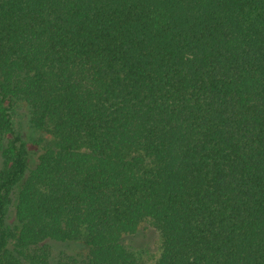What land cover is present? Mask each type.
Here are the masks:
<instances>
[{
  "label": "trees",
  "instance_id": "obj_1",
  "mask_svg": "<svg viewBox=\"0 0 264 264\" xmlns=\"http://www.w3.org/2000/svg\"><path fill=\"white\" fill-rule=\"evenodd\" d=\"M0 158V264H264V0H0Z\"/></svg>",
  "mask_w": 264,
  "mask_h": 264
},
{
  "label": "rangeland",
  "instance_id": "obj_2",
  "mask_svg": "<svg viewBox=\"0 0 264 264\" xmlns=\"http://www.w3.org/2000/svg\"><path fill=\"white\" fill-rule=\"evenodd\" d=\"M16 134H19L27 144L40 143L46 145L50 138L46 133L37 131L32 127L27 116L25 107L20 108L14 116ZM2 161L0 158V168ZM52 248V264L61 253L75 254L77 246L72 243L48 242ZM125 247L134 253L144 264H155L162 253V235L155 224L146 219L140 223L134 233L126 234L123 237Z\"/></svg>",
  "mask_w": 264,
  "mask_h": 264
}]
</instances>
